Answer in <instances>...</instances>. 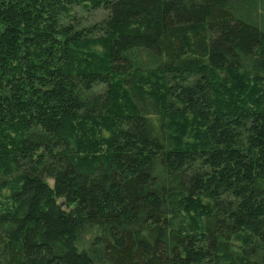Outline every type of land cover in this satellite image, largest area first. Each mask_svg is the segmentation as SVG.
<instances>
[{
    "label": "trees",
    "instance_id": "obj_1",
    "mask_svg": "<svg viewBox=\"0 0 264 264\" xmlns=\"http://www.w3.org/2000/svg\"><path fill=\"white\" fill-rule=\"evenodd\" d=\"M260 6L0 0V264H264Z\"/></svg>",
    "mask_w": 264,
    "mask_h": 264
},
{
    "label": "rangeland",
    "instance_id": "obj_2",
    "mask_svg": "<svg viewBox=\"0 0 264 264\" xmlns=\"http://www.w3.org/2000/svg\"><path fill=\"white\" fill-rule=\"evenodd\" d=\"M260 8H261V6H260ZM261 10H262V13L259 11L258 15H257V16H259L258 17V23L261 24V26H264V24H262V20H263V16H264V9L261 8Z\"/></svg>",
    "mask_w": 264,
    "mask_h": 264
}]
</instances>
